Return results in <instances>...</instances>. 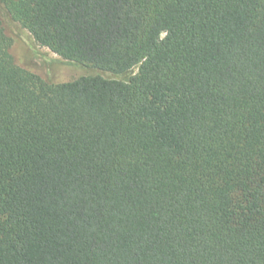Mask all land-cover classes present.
Here are the masks:
<instances>
[{
	"label": "trees",
	"instance_id": "1",
	"mask_svg": "<svg viewBox=\"0 0 264 264\" xmlns=\"http://www.w3.org/2000/svg\"><path fill=\"white\" fill-rule=\"evenodd\" d=\"M101 75L17 66L0 22V264H264V0H3Z\"/></svg>",
	"mask_w": 264,
	"mask_h": 264
},
{
	"label": "rangeland",
	"instance_id": "2",
	"mask_svg": "<svg viewBox=\"0 0 264 264\" xmlns=\"http://www.w3.org/2000/svg\"><path fill=\"white\" fill-rule=\"evenodd\" d=\"M0 22L5 34L11 39L9 53L15 64L47 83L61 84L83 76L96 75L127 81L137 73V70H134L128 75L114 76L89 66L63 60L47 48L39 46L30 33L11 18L3 0H0Z\"/></svg>",
	"mask_w": 264,
	"mask_h": 264
}]
</instances>
